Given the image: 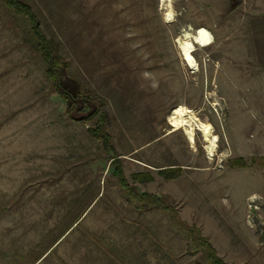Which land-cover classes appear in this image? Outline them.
<instances>
[{
    "label": "rangeland",
    "instance_id": "rangeland-1",
    "mask_svg": "<svg viewBox=\"0 0 264 264\" xmlns=\"http://www.w3.org/2000/svg\"><path fill=\"white\" fill-rule=\"evenodd\" d=\"M22 1L68 65L64 86L106 115L130 185L175 207L221 257L222 226L257 240L263 264L264 168L250 163L264 156V0ZM200 28L214 40L194 44L191 66L180 43ZM32 41L0 0V264H208L169 214L126 195L90 133L98 118H69ZM178 108L217 137L213 159L196 128L170 133Z\"/></svg>",
    "mask_w": 264,
    "mask_h": 264
},
{
    "label": "trees",
    "instance_id": "trees-1",
    "mask_svg": "<svg viewBox=\"0 0 264 264\" xmlns=\"http://www.w3.org/2000/svg\"><path fill=\"white\" fill-rule=\"evenodd\" d=\"M4 4L11 14L22 16L30 23L33 39V44L30 45L36 54L42 57L45 64V74L52 82V87L59 96L67 102L66 111L69 118L76 122H87L98 118L96 126L90 129V133L95 139L102 143L106 152L113 153L110 154L112 156L111 164H116V175L119 184L125 191L126 195L137 204H144L143 210L151 211L158 209L169 214L174 227L184 233L187 237V254L194 256L198 253H203L208 264H230L218 254L217 248L209 238L203 234L202 229L184 221L175 207L166 204L162 197L148 192L140 193L130 185L124 174L122 161L115 155L112 135L104 129L107 122L106 115L99 114L100 110L93 106V101L82 97L78 92H71L64 86L63 71L68 68V65L65 59L54 50L47 39L42 28L41 20L34 9L22 0H4ZM77 113H81L82 117L79 119L75 117L76 119H74V114ZM231 164L235 168H244L249 166V161L243 158H238L232 161ZM250 164L251 166L256 165L264 168V156L251 159ZM159 172H161L160 174L167 179H173L179 175L180 170H178V168L164 169ZM133 178L140 183H146L153 180L149 173H137L134 174Z\"/></svg>",
    "mask_w": 264,
    "mask_h": 264
},
{
    "label": "bare ground",
    "instance_id": "bare-ground-1",
    "mask_svg": "<svg viewBox=\"0 0 264 264\" xmlns=\"http://www.w3.org/2000/svg\"><path fill=\"white\" fill-rule=\"evenodd\" d=\"M162 1L165 2V0ZM184 34L186 37L191 38L193 43L186 40V42L180 43L183 56L189 65L195 66V61L192 56V53L195 50L194 44L203 47L209 46L213 43V35L204 28L197 29L194 34H191L190 32H186ZM169 120L173 126V129L170 131V133L180 129L183 130L185 128H196L198 131H200L206 139L204 149L207 155L210 159L215 157L217 152V137L212 135V130L210 128L201 123L196 117H192L191 114H189L186 110H182L180 108L171 111L169 114Z\"/></svg>",
    "mask_w": 264,
    "mask_h": 264
},
{
    "label": "crops",
    "instance_id": "crops-1",
    "mask_svg": "<svg viewBox=\"0 0 264 264\" xmlns=\"http://www.w3.org/2000/svg\"><path fill=\"white\" fill-rule=\"evenodd\" d=\"M3 55L5 53L0 54V56ZM229 235L227 229L222 226V258L230 264H258V261H260L258 241L255 239L250 241L247 236L233 239ZM261 261L263 262L262 259Z\"/></svg>",
    "mask_w": 264,
    "mask_h": 264
},
{
    "label": "water",
    "instance_id": "water-1",
    "mask_svg": "<svg viewBox=\"0 0 264 264\" xmlns=\"http://www.w3.org/2000/svg\"><path fill=\"white\" fill-rule=\"evenodd\" d=\"M193 43V42H192Z\"/></svg>",
    "mask_w": 264,
    "mask_h": 264
}]
</instances>
